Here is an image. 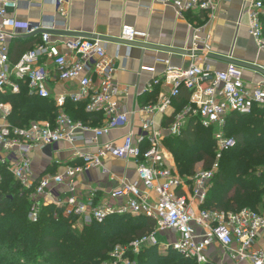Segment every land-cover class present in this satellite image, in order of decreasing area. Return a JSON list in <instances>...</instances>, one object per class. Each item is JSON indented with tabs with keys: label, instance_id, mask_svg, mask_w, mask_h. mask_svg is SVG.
I'll return each instance as SVG.
<instances>
[{
	"label": "built area",
	"instance_id": "2783aa9c",
	"mask_svg": "<svg viewBox=\"0 0 264 264\" xmlns=\"http://www.w3.org/2000/svg\"><path fill=\"white\" fill-rule=\"evenodd\" d=\"M22 1L0 0V165L8 169L23 189L31 191L30 219L37 221L47 196L58 194L57 187L63 186L66 192L57 195L54 205L63 209L67 217L77 219L74 229L103 223L113 214L143 215L155 222L152 233L126 245H117L105 264H137L132 256L151 246L163 251L173 249L197 264H209L208 251L214 245L229 252L235 263L264 264V244L259 246L260 235L264 233V211L202 209L223 152L237 145L236 139L225 133L227 117L231 113L250 115L255 107H264V83L254 90L247 89L243 70L232 64L225 71H213L201 64L183 69L173 67L168 60L163 61L167 69L161 78L154 80L153 86L168 83L172 87L170 96L141 109L149 118L143 121L138 138L130 131L120 144L101 143L105 135L130 126L129 113L121 107L124 93L115 80L116 64L108 57L107 42L82 37L53 41L58 27L69 31L67 22L52 21L44 27L26 24L25 34L42 31L41 40L14 63L10 43L18 36L19 28L13 12ZM53 1L57 6L65 3ZM158 1L174 6L181 17L186 13L213 15L219 4V0ZM244 17L250 35L264 49V0H244L241 20ZM147 37L146 33L124 26L118 39L146 43ZM142 70L155 73L154 68L143 67ZM71 81H78L76 91L54 96L53 84ZM22 86L27 87L31 96L55 101L59 115L54 124L36 122L28 127H17L10 122L12 106L1 101V97L8 92L19 94ZM182 88L191 92L190 103L176 116L168 134L180 136L187 120L197 118L204 128L213 130L216 142L214 167L207 171L201 169L188 179L170 162V153L163 146L164 136L151 119L158 113L167 115ZM68 100L85 102L87 112L103 114V124L91 126L71 119L64 112ZM85 133L92 136L88 138ZM60 142H82L94 145L97 151L77 153L83 161L81 166H68L62 174L36 177L34 156ZM108 157L133 161L144 187L141 190L139 185L123 181L121 187L110 194L112 201L123 199L121 205H99L95 192L86 197L80 190L79 177L93 168L103 167ZM262 175L264 177V171ZM159 233H168L167 243L158 240Z\"/></svg>",
	"mask_w": 264,
	"mask_h": 264
},
{
	"label": "crops",
	"instance_id": "0c3cea01",
	"mask_svg": "<svg viewBox=\"0 0 264 264\" xmlns=\"http://www.w3.org/2000/svg\"><path fill=\"white\" fill-rule=\"evenodd\" d=\"M63 1L66 4L63 3L61 6H57L53 0H24L20 3L19 9L13 12L19 30L18 36L10 43L11 61L14 62L12 54L15 57L19 53V49L14 51L15 43L20 42L23 45V41H28L34 43L35 47L41 40L42 33L25 34L26 24L44 27L52 21L67 22L69 31L58 27L59 30L54 33L53 41L77 38V34L110 39L106 41L107 54L116 64L115 80L124 93L121 97V107L129 113L130 126L105 135L101 138V143L120 144L130 131H133L136 138L139 137L143 121L149 118L141 112V109L159 103L162 98L169 97L172 91L171 85L166 82L153 86L154 80L161 78L167 69L163 61H170V65L176 68L188 69L193 64H201L213 71H225L230 64L210 56L216 55L224 58L232 57L236 61L264 70V49H261L250 35L247 18L241 20L244 0L230 2L219 0L218 8L213 15L186 13L182 17L174 6L162 4L158 0ZM124 26L146 33L148 37L143 44L160 50L143 49L118 42L117 39ZM189 52L196 55L190 56L187 54ZM143 67L154 68L155 73L143 71ZM241 69L247 89L254 90L264 83L262 73ZM77 88L78 81L52 85L54 96L66 95L76 91ZM189 103L190 100L180 109L174 100L173 107L167 115L158 113L151 118L156 129L164 136L163 146L170 153V162L176 170L178 167L175 157H172L173 154L167 149L165 141L170 137L168 130L176 116L180 115ZM258 108L264 109V107ZM190 120H187L185 127ZM85 136L89 138L92 134L85 133ZM96 151L94 145H85L82 142L75 144L60 142L53 149L52 158L45 155L44 151L34 156V173L36 177L62 174L68 166L83 164L77 153ZM123 181L137 184L141 190H144L138 179L137 166L133 161L108 157L103 161V167L93 168L79 177L83 195L87 197L89 193L95 192L97 202L102 206L109 203L115 205L123 203V199L116 202L110 199V194L117 191ZM57 192L64 194L66 188L57 187ZM58 194L47 196L44 204H55ZM152 196L155 197L153 194ZM263 244L264 233L260 235L259 246ZM208 256L209 264H251L249 261L235 263L229 252L218 245L209 249Z\"/></svg>",
	"mask_w": 264,
	"mask_h": 264
},
{
	"label": "trees",
	"instance_id": "16d2710c",
	"mask_svg": "<svg viewBox=\"0 0 264 264\" xmlns=\"http://www.w3.org/2000/svg\"><path fill=\"white\" fill-rule=\"evenodd\" d=\"M262 24L264 28V20ZM30 43H15L14 51L19 49V53L12 54L14 63L33 49L34 43ZM190 97L191 92L182 88L175 102L182 109ZM1 101L13 106L10 122L17 127H28L32 121L54 124L59 115L54 100L31 96L26 86L19 94L6 93ZM86 105L68 100L64 112L74 121L101 126L103 114L87 112ZM225 133L235 138L237 145L223 152L202 209L264 211V177L255 175L264 167V109L255 107L250 115L231 113ZM165 145L183 178L193 177L200 162L206 171L216 164L213 130L204 128L197 118L189 121L180 136L168 137ZM30 194L0 165V264H105L117 245H126L155 229L152 219L129 214H113L103 223L74 229L77 219L67 217L54 204L43 205L38 220L32 221ZM132 258L138 264H197L173 249L162 251L157 246Z\"/></svg>",
	"mask_w": 264,
	"mask_h": 264
},
{
	"label": "water",
	"instance_id": "95a60500",
	"mask_svg": "<svg viewBox=\"0 0 264 264\" xmlns=\"http://www.w3.org/2000/svg\"><path fill=\"white\" fill-rule=\"evenodd\" d=\"M39 33H42V31H39ZM76 36L82 37V38H87V39H97L98 38V37H95V36L83 35V34H77ZM98 39H100L102 41H109L110 40V39L102 38V37L98 38ZM117 41L126 43V44H128L130 46H139V47H141L143 49L160 50L159 48H156V47H153V46H150V45H147V44H143V43H127V42L121 41L119 39H117ZM187 54L190 55V56L196 55L195 53H192V52H189ZM210 56H211V58H217L218 60H222V61L226 62L227 64L236 65V66H238L240 68H243V69L254 70V71L260 72V73H262L264 75V70L260 69L259 67L251 65V64H248V63H243V62H240V61H236L232 57L224 58V57H219V56H216V55H210ZM54 148H55V146L54 147H52V146L47 147L46 149H44V154L47 155L48 157L52 158V152H53Z\"/></svg>",
	"mask_w": 264,
	"mask_h": 264
},
{
	"label": "rangeland",
	"instance_id": "374dc122",
	"mask_svg": "<svg viewBox=\"0 0 264 264\" xmlns=\"http://www.w3.org/2000/svg\"><path fill=\"white\" fill-rule=\"evenodd\" d=\"M12 106V105H11ZM12 110H13V106H12ZM47 123V121H32L31 123ZM30 123V124H31ZM168 149V148H167ZM169 150V149H168ZM176 160V159H175ZM218 164H219V162H218ZM202 162H200V163H198L197 165H196V168H195V172H197V171H199V170H201L202 169ZM176 167H178L177 166V162H176ZM263 171H264V167H262V168H260V169H258L257 171H255V175H258V176H261L262 174H263ZM22 187V186H21ZM30 197H31V195H30ZM167 234L168 233H159L158 235H157V237H158V240L161 242V243H167L168 242V236H167ZM137 262V261H136ZM138 264V263H137Z\"/></svg>",
	"mask_w": 264,
	"mask_h": 264
}]
</instances>
